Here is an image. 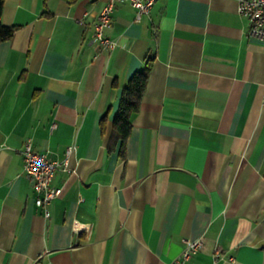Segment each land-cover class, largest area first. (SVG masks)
<instances>
[{
    "label": "crops",
    "instance_id": "obj_1",
    "mask_svg": "<svg viewBox=\"0 0 264 264\" xmlns=\"http://www.w3.org/2000/svg\"><path fill=\"white\" fill-rule=\"evenodd\" d=\"M4 0L0 42V264H264V42L238 0ZM152 59L123 155L121 88ZM106 114L104 121L102 116ZM62 158L45 217L22 148Z\"/></svg>",
    "mask_w": 264,
    "mask_h": 264
},
{
    "label": "built area",
    "instance_id": "obj_2",
    "mask_svg": "<svg viewBox=\"0 0 264 264\" xmlns=\"http://www.w3.org/2000/svg\"><path fill=\"white\" fill-rule=\"evenodd\" d=\"M118 1H127L136 9L135 19L139 20L143 14H148L155 0H104L97 20L94 24L92 42L100 48H112L115 42L108 38L104 30L110 26L111 14ZM237 12L249 21L248 37L264 42V0H238ZM74 145L66 148L64 156L60 159L52 158L46 153L36 152L30 139H27L22 148L23 172L31 180L35 191V204L42 208L43 215L50 214L49 204L59 196L61 187L54 183V176L58 170H70L68 160ZM201 247V238L186 239L180 254L167 264H188L189 259ZM220 248L216 247L213 253L212 264L220 257Z\"/></svg>",
    "mask_w": 264,
    "mask_h": 264
},
{
    "label": "trees",
    "instance_id": "obj_3",
    "mask_svg": "<svg viewBox=\"0 0 264 264\" xmlns=\"http://www.w3.org/2000/svg\"><path fill=\"white\" fill-rule=\"evenodd\" d=\"M68 3H74L77 0H66ZM4 0H0V18L3 9ZM18 25H5L0 19V42L12 37ZM152 59L147 58L143 67L136 70L128 78L125 85L121 88L118 99L117 109L112 118V140L119 142V154L123 155L125 141L131 131V120L138 111L141 97L145 90L148 74L151 69ZM106 114L101 118L104 121Z\"/></svg>",
    "mask_w": 264,
    "mask_h": 264
}]
</instances>
